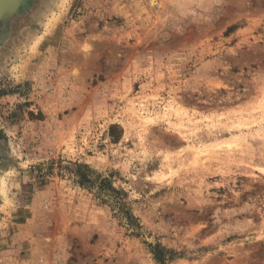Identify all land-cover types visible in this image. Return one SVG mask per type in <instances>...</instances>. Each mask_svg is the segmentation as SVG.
I'll return each mask as SVG.
<instances>
[{"label":"rangeland","instance_id":"1","mask_svg":"<svg viewBox=\"0 0 264 264\" xmlns=\"http://www.w3.org/2000/svg\"><path fill=\"white\" fill-rule=\"evenodd\" d=\"M17 16L0 264H160L155 246L165 264H264V0H29Z\"/></svg>","mask_w":264,"mask_h":264},{"label":"trees","instance_id":"2","mask_svg":"<svg viewBox=\"0 0 264 264\" xmlns=\"http://www.w3.org/2000/svg\"><path fill=\"white\" fill-rule=\"evenodd\" d=\"M80 182L84 183L87 182L85 174H81L80 176ZM104 181H100L99 185L97 187V194L104 191ZM120 192L114 191V197L111 199V207L113 209H116V214L120 215L121 218H123L127 223V226L130 228L136 229L138 225L136 224L135 219L129 214V211L125 207V203L122 201V199L119 197ZM153 255L157 262L160 264H165V260H163L161 256V252L158 246H155L153 248Z\"/></svg>","mask_w":264,"mask_h":264},{"label":"bare ground","instance_id":"3","mask_svg":"<svg viewBox=\"0 0 264 264\" xmlns=\"http://www.w3.org/2000/svg\"><path fill=\"white\" fill-rule=\"evenodd\" d=\"M25 1L27 0H0V49L8 39L7 26L9 27L10 22L17 20L18 8L21 4L26 5Z\"/></svg>","mask_w":264,"mask_h":264},{"label":"flooded vegetation","instance_id":"4","mask_svg":"<svg viewBox=\"0 0 264 264\" xmlns=\"http://www.w3.org/2000/svg\"><path fill=\"white\" fill-rule=\"evenodd\" d=\"M25 2H26V5H25V4H21V6H20V7L22 8V10H24V9L26 8V6H27L29 0H27V1H25ZM21 8H20L18 11H20Z\"/></svg>","mask_w":264,"mask_h":264}]
</instances>
